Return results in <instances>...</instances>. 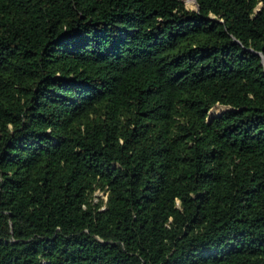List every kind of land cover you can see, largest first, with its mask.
<instances>
[{
    "label": "trees",
    "instance_id": "16d2710c",
    "mask_svg": "<svg viewBox=\"0 0 264 264\" xmlns=\"http://www.w3.org/2000/svg\"><path fill=\"white\" fill-rule=\"evenodd\" d=\"M197 3L0 0V264H264V0Z\"/></svg>",
    "mask_w": 264,
    "mask_h": 264
},
{
    "label": "rangeland",
    "instance_id": "374dc122",
    "mask_svg": "<svg viewBox=\"0 0 264 264\" xmlns=\"http://www.w3.org/2000/svg\"><path fill=\"white\" fill-rule=\"evenodd\" d=\"M184 1H185L186 5L188 7H190V8H195L196 7V3L194 2V0L193 1L192 0H187L188 2L186 0H184ZM224 108H226V106L218 104V105H216V106L211 108L210 113L211 114L212 113H218ZM96 197H97L98 201H105V193L102 190L97 191Z\"/></svg>",
    "mask_w": 264,
    "mask_h": 264
},
{
    "label": "built area",
    "instance_id": "2783aa9c",
    "mask_svg": "<svg viewBox=\"0 0 264 264\" xmlns=\"http://www.w3.org/2000/svg\"><path fill=\"white\" fill-rule=\"evenodd\" d=\"M104 193H105V201H106L107 200V197H108V193L107 192H104ZM95 200H97V197H95Z\"/></svg>",
    "mask_w": 264,
    "mask_h": 264
},
{
    "label": "water",
    "instance_id": "95a60500",
    "mask_svg": "<svg viewBox=\"0 0 264 264\" xmlns=\"http://www.w3.org/2000/svg\"><path fill=\"white\" fill-rule=\"evenodd\" d=\"M196 7L199 8L197 0H196ZM262 62L264 63V55H262Z\"/></svg>",
    "mask_w": 264,
    "mask_h": 264
},
{
    "label": "bare ground",
    "instance_id": "6f19581e",
    "mask_svg": "<svg viewBox=\"0 0 264 264\" xmlns=\"http://www.w3.org/2000/svg\"><path fill=\"white\" fill-rule=\"evenodd\" d=\"M196 1V0H195Z\"/></svg>",
    "mask_w": 264,
    "mask_h": 264
}]
</instances>
